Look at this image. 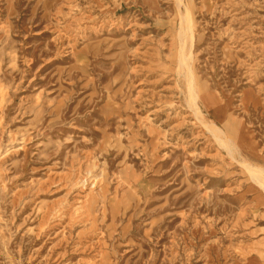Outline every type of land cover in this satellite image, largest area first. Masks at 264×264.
I'll return each instance as SVG.
<instances>
[{"label":"rangeland","instance_id":"obj_1","mask_svg":"<svg viewBox=\"0 0 264 264\" xmlns=\"http://www.w3.org/2000/svg\"><path fill=\"white\" fill-rule=\"evenodd\" d=\"M182 2L0 0V264H264V0Z\"/></svg>","mask_w":264,"mask_h":264},{"label":"bare ground","instance_id":"obj_2","mask_svg":"<svg viewBox=\"0 0 264 264\" xmlns=\"http://www.w3.org/2000/svg\"><path fill=\"white\" fill-rule=\"evenodd\" d=\"M183 5L182 0H177V6L178 8ZM186 14L181 16L180 18V28L178 32V40L180 44V60L181 63L186 62V60L190 59V56L187 58V56H184L182 50L185 48L186 45H189V49L194 45V30H193V25L192 21L188 15L187 9L185 7ZM187 99L188 103L193 106L194 108L199 107V105L203 106L206 110H209L210 108L214 107L215 108V113H216V119L221 120L222 118V113L223 109L222 107L216 103L215 99L213 98L212 94H206L199 96L192 84V81H189L188 86H187ZM247 100V95L245 94L244 97V103L246 104ZM244 125H242L240 135H238V140H237V148L240 149H246L248 153L251 155L255 156V151L254 148L252 147V144L250 143L249 140L245 138V136L242 133ZM210 134L212 137L220 144L222 145L227 153L233 157V154L236 150V148L231 145V143L227 142L223 136V132L221 131L220 128L212 129L210 130ZM248 171L250 172L251 178L254 180V182L257 183L259 188L263 189L264 191V181L262 176H264L263 171H253L249 167H247Z\"/></svg>","mask_w":264,"mask_h":264}]
</instances>
